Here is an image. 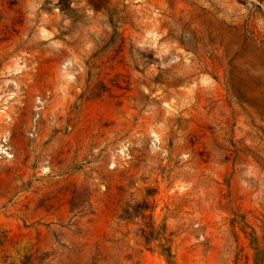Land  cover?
I'll list each match as a JSON object with an SVG mask.
<instances>
[{
    "label": "rangeland",
    "instance_id": "374dc122",
    "mask_svg": "<svg viewBox=\"0 0 264 264\" xmlns=\"http://www.w3.org/2000/svg\"><path fill=\"white\" fill-rule=\"evenodd\" d=\"M264 264V0H0V264Z\"/></svg>",
    "mask_w": 264,
    "mask_h": 264
},
{
    "label": "trees",
    "instance_id": "16d2710c",
    "mask_svg": "<svg viewBox=\"0 0 264 264\" xmlns=\"http://www.w3.org/2000/svg\"><path fill=\"white\" fill-rule=\"evenodd\" d=\"M166 258H167L168 264H172V254H171V252H169V254H167Z\"/></svg>",
    "mask_w": 264,
    "mask_h": 264
}]
</instances>
